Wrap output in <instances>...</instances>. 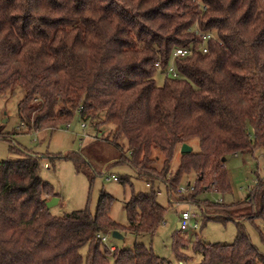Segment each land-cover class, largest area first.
<instances>
[{"label": "trees", "instance_id": "16d2710c", "mask_svg": "<svg viewBox=\"0 0 264 264\" xmlns=\"http://www.w3.org/2000/svg\"><path fill=\"white\" fill-rule=\"evenodd\" d=\"M195 29L214 33L204 52ZM190 45L175 59L179 76L166 75L173 48ZM156 71L164 74L160 84ZM16 89L20 128L53 129L75 113L94 129L111 123L120 156L150 186L125 201L126 227L109 216L112 197L103 191L94 213L55 215L45 201L57 193L39 175V157L0 159V264H169L141 242L109 251L94 235L150 232L165 211L156 182L174 186L192 173L196 189L228 191L226 156L264 150V0H0V98ZM183 142L191 150L179 152L167 179ZM63 156L81 161L76 153ZM245 200L264 219V184ZM217 210L206 219L226 220L234 211ZM234 222L233 242L196 239L192 250L201 258L189 264L264 263ZM188 244L172 235L178 260H189Z\"/></svg>", "mask_w": 264, "mask_h": 264}, {"label": "rangeland", "instance_id": "374dc122", "mask_svg": "<svg viewBox=\"0 0 264 264\" xmlns=\"http://www.w3.org/2000/svg\"><path fill=\"white\" fill-rule=\"evenodd\" d=\"M153 76L156 83H162L164 74L156 71ZM21 96V89H16L14 93H5L0 98V126L3 133H0V159L19 158L28 152L39 157L38 173L43 180L52 185L59 198L57 203L49 207L52 214L62 215L81 208H87L94 213L98 196L103 191L112 197L109 216L120 226L126 227L128 220L124 209L125 201L132 192L147 190L148 187L144 180L135 176L131 166L123 156H120L119 150L112 143L113 125L102 123L98 129H94L90 121H85L86 126L82 128L80 126L82 119L75 113L72 119L53 129L20 128L17 102ZM66 123H69L67 128ZM83 131L88 136H81L80 133ZM250 135L252 136V132ZM191 144L193 149L198 148L196 140L191 141ZM66 153H76L81 161L76 163L71 158L64 157L63 154ZM178 160L179 147L170 162L167 179L174 173ZM161 164L159 161L158 166L161 167ZM224 165L229 177L230 190L224 191L216 187V191H213L212 185L208 184L205 188L198 186L200 189L195 188L192 194H176L175 188L178 184L187 180L195 183L192 173H183L174 186L166 187L164 183L156 182L154 186L156 200L165 208L162 220L156 228L140 234L122 228L119 230L122 238H115L111 231H106L107 241L103 244L106 247L113 244L117 248H122L132 247L135 242H141L155 254L168 260L169 264H180L172 249V235L178 233L184 242L185 240L189 242L184 253L190 258L182 260L185 261L182 264H189L190 261L196 262L201 258L199 253L192 250V243L196 239L231 243L236 235L234 221L237 220L252 244L264 256V219L257 216V207L248 205L245 200L250 189L254 186L257 188L258 183L264 184V150L255 148L249 152L228 154ZM103 170L106 173H103ZM111 173L119 177L127 176L129 181L122 183L113 180L110 177ZM168 198L171 201H168ZM219 198H222V202L218 203ZM199 208L208 215L203 216ZM223 208L234 210L229 219H206L214 216L219 211L217 209ZM186 209L200 213L197 217L198 228L193 234L190 232L184 234L177 230V219L180 212ZM88 248L89 242L83 243L79 248L83 261ZM107 255L111 262L112 255Z\"/></svg>", "mask_w": 264, "mask_h": 264}, {"label": "built area", "instance_id": "2783aa9c", "mask_svg": "<svg viewBox=\"0 0 264 264\" xmlns=\"http://www.w3.org/2000/svg\"><path fill=\"white\" fill-rule=\"evenodd\" d=\"M195 33L201 39L198 47L201 48V50L203 52L206 51L207 47H206L205 43H206V41L208 39L213 38L214 33L212 31H201V30H198V29H195ZM192 48H193V45H190V46H177V47L173 48V50H172V52L170 54L169 62L167 63L166 68H165V74L168 75V76H171V77H178L179 76V72H178V70L176 69V66H175V59L177 57H182V56H185V55L189 54L191 52ZM68 126H69V123H66L65 127L67 128ZM80 126L82 128L85 127L86 126V122L84 120H82L80 122ZM80 135L81 136H85L87 134L83 131V132L80 133ZM103 173H106V171L103 170ZM110 177L113 180H118V176L116 174H114V173H111ZM165 184H166V187H168L167 185H169V184H168V182H166V180H165ZM145 185L147 187L150 186L149 182H145ZM212 187L214 189L213 191H216V188L213 185H212ZM255 189L256 188L254 186L250 190H255ZM250 190H249V192H252ZM194 191H195V183H192L189 180H187L184 183L178 184L176 186V188H175V193L178 194V195H184V194L188 195V194H192ZM157 192H158V190H157ZM169 198H168V201H171ZM217 202L218 203L222 202V198H219V200ZM174 203H178V202H174ZM199 211L201 212V214H203V216L204 215H208L207 213L201 211L200 208H199ZM199 216H200V213L198 211H193V210H190V209L182 210L180 212V215H179V217L177 219V222H176L177 223V230L179 232L184 233V234H187L189 232H190V234L195 233L196 229L198 228L197 217H199ZM94 236H95L96 239H99L102 243H106V241H107L106 232L97 231ZM107 248L109 249V251H113L115 246L113 244H110V245H108ZM179 263L182 264L183 261L180 260Z\"/></svg>", "mask_w": 264, "mask_h": 264}, {"label": "water", "instance_id": "95a60500", "mask_svg": "<svg viewBox=\"0 0 264 264\" xmlns=\"http://www.w3.org/2000/svg\"><path fill=\"white\" fill-rule=\"evenodd\" d=\"M3 122L5 121V119L2 120ZM191 150V146L185 142L181 143L179 146V152H189ZM224 159V158H222ZM58 196L57 195H53L51 197H49L46 201H45V206L47 208L51 207L52 205H54L55 203H57L58 201ZM111 235L115 238H122V234L118 231V230H112L111 231Z\"/></svg>", "mask_w": 264, "mask_h": 264}]
</instances>
